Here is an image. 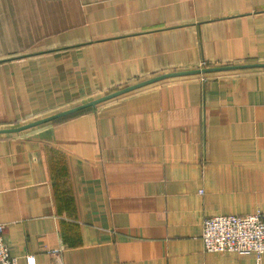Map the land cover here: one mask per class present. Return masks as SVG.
<instances>
[{"label":"crops","instance_id":"1","mask_svg":"<svg viewBox=\"0 0 264 264\" xmlns=\"http://www.w3.org/2000/svg\"><path fill=\"white\" fill-rule=\"evenodd\" d=\"M203 61L264 63V0H0V129ZM259 209L264 66L167 77L0 133L18 264H264L201 240L205 217Z\"/></svg>","mask_w":264,"mask_h":264},{"label":"built area","instance_id":"2","mask_svg":"<svg viewBox=\"0 0 264 264\" xmlns=\"http://www.w3.org/2000/svg\"><path fill=\"white\" fill-rule=\"evenodd\" d=\"M201 67H206L204 61ZM4 229L5 224L0 223V264H18L8 251L3 237ZM201 240L206 252L254 253L259 258L264 253V210L247 215L207 216L202 221ZM27 263L34 264V257L28 256Z\"/></svg>","mask_w":264,"mask_h":264},{"label":"water","instance_id":"3","mask_svg":"<svg viewBox=\"0 0 264 264\" xmlns=\"http://www.w3.org/2000/svg\"><path fill=\"white\" fill-rule=\"evenodd\" d=\"M249 66H264V63H252V64H238V65H224V66H212V67H201V68H196V69H189V70H182V71H174V72H169V73H163V74H159L156 75L154 77H150L147 79H144L142 81L136 82L134 84L131 85H127L125 87H122L120 89L111 91L105 95H102L98 98L92 99L90 101H87L85 103L70 107L68 109L59 111L57 113L36 119L34 121L25 123L23 125L20 126H16V127H10V128H1L0 129V133H9V132H16V131H20L32 126H36L38 124L77 112L79 110L85 109L87 107H92L95 106L97 103L103 102L105 100L114 98L116 96H119L123 93H126L128 91H131L135 88H138L140 86L146 85L148 83H152L155 81H159L161 79L167 78V77H171V76H178V75H186V74H194V73H206V72H211V71H218V70H227V69H233V68H244V67H249Z\"/></svg>","mask_w":264,"mask_h":264},{"label":"trees","instance_id":"4","mask_svg":"<svg viewBox=\"0 0 264 264\" xmlns=\"http://www.w3.org/2000/svg\"><path fill=\"white\" fill-rule=\"evenodd\" d=\"M114 90H117V89H114ZM114 90H112V91H114ZM89 108V107H88ZM86 109V108H85ZM82 110H84V109H82ZM82 110H79V111H82ZM79 111H77V112H79ZM74 113H76V112H74ZM71 114H73V113H71ZM70 115V114H69Z\"/></svg>","mask_w":264,"mask_h":264}]
</instances>
